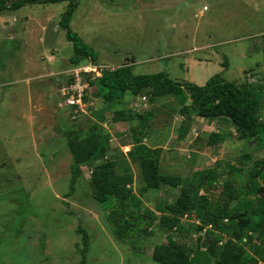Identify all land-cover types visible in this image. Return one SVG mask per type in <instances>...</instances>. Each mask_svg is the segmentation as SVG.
<instances>
[{"label":"rangeland","instance_id":"374dc122","mask_svg":"<svg viewBox=\"0 0 264 264\" xmlns=\"http://www.w3.org/2000/svg\"><path fill=\"white\" fill-rule=\"evenodd\" d=\"M68 5L27 3L15 10L7 4L0 12V264H80L82 229L90 236L85 264H159L153 250L170 235L196 254L195 213L181 219L186 231L161 229L158 221L148 228L149 220H140L120 240L108 218L111 208L94 199L89 167L68 195L73 157L65 131L85 132L98 123L121 181L131 127L141 116L144 141L162 148L161 173L190 184L198 172L217 168V182L200 189L216 204L226 200L222 181L240 189L264 157V133L244 136L226 117H185L172 95L152 102L147 90L138 96L128 91L122 100L106 101L95 72L85 111L67 105L62 89L76 65L74 45L60 25ZM70 27L98 55L97 63L83 58L81 66H131L136 75L166 72L198 85L216 74L240 88L252 83L260 88L257 115L264 123V0H79ZM212 132L224 141L209 144ZM128 160L142 211L180 194V187L166 185L143 192L139 161ZM263 233L261 227L246 245L245 260ZM217 239L221 245L226 237Z\"/></svg>","mask_w":264,"mask_h":264},{"label":"trees","instance_id":"16d2710c","mask_svg":"<svg viewBox=\"0 0 264 264\" xmlns=\"http://www.w3.org/2000/svg\"><path fill=\"white\" fill-rule=\"evenodd\" d=\"M10 0H0V12L7 9ZM69 1L68 9L60 22L66 36L74 45L75 56L72 62L80 64L83 58H90L97 63L98 55L84 39L70 27L73 13L79 0H16L9 7L19 9L27 3H60ZM90 75V74H89ZM90 85L93 80L88 76ZM101 88L100 95L106 101L122 100L130 91L138 96L147 90L152 102L156 98L172 95L181 105V114L190 118L196 115L211 119L226 117L230 119L244 136L256 137L264 133V123L258 117L261 109L259 100L260 88L248 84L240 88L220 74L210 77L204 85L193 82L173 80L166 72L136 75L131 66L103 68L102 75L95 84ZM101 119L102 114H98ZM138 116V115H137ZM136 126L131 127L133 137L132 149L122 162L123 178L118 179L117 160L110 154L109 137L105 136L102 127L94 123L88 131L76 129L65 131L67 147L73 157L69 193L71 195L83 168L89 167L94 199L105 209L111 208L108 218L114 227V233L120 240L127 239L128 232L140 220H149L148 228L158 221L161 229L171 232L174 229L186 231L181 225L184 216L192 217L196 232V254L175 236L170 235L167 242L156 246L153 260L159 264H260L264 261V233L260 244L254 246V256L249 260L247 244H252L253 235L264 228V157L254 162L248 176L240 189L235 188L230 179L222 181L226 200L224 204L210 202L206 194H200L203 185L217 182V168L198 172L190 184H185L180 175L161 173V147H151L144 141L143 130L147 127L145 118L138 116ZM224 141V137L216 132L209 136V144ZM128 158L139 161L144 180L143 192L158 190L162 186L180 187V194L171 203L158 204L156 210L143 209L140 195L134 192V176ZM236 205L229 207L231 201ZM159 213V214H158ZM82 260L86 263V253L90 247V236L82 229ZM152 231L145 230V234ZM217 235L226 237L220 245ZM205 248V249H203Z\"/></svg>","mask_w":264,"mask_h":264},{"label":"built area","instance_id":"2783aa9c","mask_svg":"<svg viewBox=\"0 0 264 264\" xmlns=\"http://www.w3.org/2000/svg\"><path fill=\"white\" fill-rule=\"evenodd\" d=\"M102 69L103 68L98 65H75L68 73L69 79L62 89L66 104L85 111V100L91 89L88 76L91 72H95L96 76L100 77L102 75ZM146 100L147 98L143 96L142 101L145 106L147 105Z\"/></svg>","mask_w":264,"mask_h":264},{"label":"water","instance_id":"95a60500","mask_svg":"<svg viewBox=\"0 0 264 264\" xmlns=\"http://www.w3.org/2000/svg\"><path fill=\"white\" fill-rule=\"evenodd\" d=\"M14 1L16 0H12L11 2L8 3V5L11 6Z\"/></svg>","mask_w":264,"mask_h":264}]
</instances>
